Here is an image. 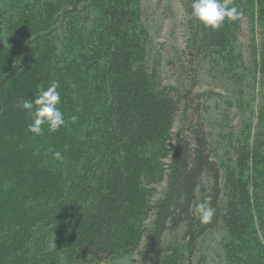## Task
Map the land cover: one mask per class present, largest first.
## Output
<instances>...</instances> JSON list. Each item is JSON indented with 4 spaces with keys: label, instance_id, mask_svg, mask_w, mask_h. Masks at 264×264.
Returning <instances> with one entry per match:
<instances>
[{
    "label": "trees",
    "instance_id": "16d2710c",
    "mask_svg": "<svg viewBox=\"0 0 264 264\" xmlns=\"http://www.w3.org/2000/svg\"><path fill=\"white\" fill-rule=\"evenodd\" d=\"M37 1L40 7L32 12L30 5ZM101 1L103 13L93 18L86 36L71 35L66 52L58 54L53 49L57 19L60 15L77 18L92 9V0H0V264H57V250L42 240L46 232L57 235L59 243L64 239L59 264H99L112 256L117 235L128 238L127 214L141 209L151 213L152 220L142 226L146 243L139 264H164L171 259L191 264L198 239L217 223L228 230L229 251L239 254L232 264H249L242 257L245 246L239 244L252 218L250 191L255 195L262 188L249 176L224 198L221 168L212 156L197 102L196 117H186L188 121L174 134L162 195L150 202L140 193V185L127 184L132 179L130 172H140L146 165L136 148L156 141L180 107L192 112L188 105L192 101L188 89L147 87L139 70L131 72L128 50L132 38H122L127 35L132 0ZM234 3L240 12L250 14L253 24L261 26L264 38V0ZM240 25L238 20L225 22L215 31L206 27L205 45L199 38L189 43L194 53L190 62L197 67L198 58L209 47L219 50L229 41H238ZM39 40L52 49H40ZM251 46L253 62L260 66L264 46L259 57L255 56L254 36ZM53 80L62 92L81 80L83 86L78 90L84 93L61 105L64 126L50 133L47 124L42 125L43 135L36 136L28 131L32 117L18 104L23 99L34 100ZM73 115L78 117L75 122ZM232 149L238 165L244 167L252 156L247 144L238 140ZM57 151L62 161L53 157ZM89 190L101 195L96 196L100 204L95 214L103 211V221L95 230L90 229L89 215L83 219L73 216L77 199ZM208 196L215 212L211 222L202 223L193 209ZM107 211L112 213L110 219H117L115 232L106 223ZM132 228L137 226L132 223ZM179 228L183 248L178 251L165 244L164 235ZM251 264H264L263 250Z\"/></svg>",
    "mask_w": 264,
    "mask_h": 264
},
{
    "label": "rangeland",
    "instance_id": "374dc122",
    "mask_svg": "<svg viewBox=\"0 0 264 264\" xmlns=\"http://www.w3.org/2000/svg\"><path fill=\"white\" fill-rule=\"evenodd\" d=\"M251 1V0H250ZM40 1L30 5L35 12ZM109 2V1H108ZM192 0H132L130 20L126 22V37L132 38L128 50L131 72L138 73L147 87L155 85L172 86L180 91L189 90L192 103H188L192 112H184L182 107L176 113L173 121L162 128V134L152 143H145L136 148L141 155V162H146L140 172L131 173V180L127 184L140 185V193L150 202L159 198L166 186V165L170 145L174 144V134L183 123L195 118V102L198 105L197 113L204 122L208 134L212 156L220 165V182L224 198L230 193L232 187H237L239 180L258 182L261 190L252 196L250 207L252 218L249 223V232L241 240L243 248L242 257L245 261H254L261 251H264V58L260 66L253 62L252 38L257 41L259 57L260 49L264 46V38L260 34L261 26L253 24L250 14L241 10L239 19L240 32L238 41L227 42L224 48L216 50L209 47L203 58H198L197 67L191 61L192 40H199L205 45L206 27L194 18H190ZM92 9L73 18L65 19L60 15L57 19L56 45L54 50L58 53L66 52L67 40L76 36H86L87 30L93 24V18L99 17L103 12L101 0H92ZM101 10V12H99ZM28 12V11H26ZM253 33V34H252ZM41 43L40 49H52V46ZM126 44V43H125ZM189 46V47H188ZM194 56V55H193ZM196 68V72H194ZM105 72L107 70L105 69ZM194 78V80H193ZM80 83L67 87L61 94V105L75 101L82 97L83 90H78ZM150 89V88H149ZM197 94H202L198 95ZM191 113V114H190ZM247 144L252 156L244 167L238 165L237 157L232 149L236 141ZM257 143H256V142ZM257 148L258 151L255 149ZM146 160V161H144ZM94 185L97 182H91ZM94 187V186H93ZM92 190L77 199V207H73V216L83 219L89 215L91 230L102 225L103 211L95 214L97 197H101ZM89 198L86 204L84 199ZM96 198V199H95ZM94 201L92 205L91 202ZM121 211V209H120ZM105 217L110 229L116 231V218L111 214ZM123 212V211H122ZM127 224L130 229L128 238L116 236L112 256L99 264H139L146 237L142 233V226L149 224L152 214L141 209L137 214L134 211L127 214ZM117 220V219H116ZM119 220V218H118ZM134 220V222H133ZM132 223L137 226L132 228ZM182 228L167 231L164 242L176 250L183 248ZM45 233V232H44ZM64 238V236H61ZM42 240L51 249L57 250V264L64 256V239L58 242L57 235L45 233ZM230 236L222 223H217L213 229L204 233L197 241L191 264L199 260L202 264H232L238 257L235 250L229 251ZM137 244L135 247L133 244ZM253 259V260H252ZM45 264H52L47 261ZM62 264H69L67 261ZM164 264H181L180 260H166ZM186 264V262H185Z\"/></svg>",
    "mask_w": 264,
    "mask_h": 264
},
{
    "label": "clouds",
    "instance_id": "9594fccd",
    "mask_svg": "<svg viewBox=\"0 0 264 264\" xmlns=\"http://www.w3.org/2000/svg\"><path fill=\"white\" fill-rule=\"evenodd\" d=\"M242 13L238 10L234 0H192L190 18L201 22L205 27L217 30L225 22H235L241 18ZM59 84L53 80L46 89H41L34 100L23 99L18 106L26 110L32 117V123L28 125V131L36 136L44 133L42 125L47 124L48 131L54 133L66 121L64 114L57 105L61 102V94L57 90ZM35 106V110L33 111ZM78 119L73 115L71 120L75 122ZM53 157L56 160H63L60 152H54ZM211 197H206L203 201L197 203L193 209L194 214L202 223L212 221L215 210L210 206Z\"/></svg>",
    "mask_w": 264,
    "mask_h": 264
}]
</instances>
